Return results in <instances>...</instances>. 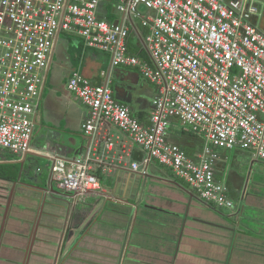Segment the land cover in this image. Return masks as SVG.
Listing matches in <instances>:
<instances>
[{
	"label": "built area",
	"instance_id": "built-area-1",
	"mask_svg": "<svg viewBox=\"0 0 264 264\" xmlns=\"http://www.w3.org/2000/svg\"><path fill=\"white\" fill-rule=\"evenodd\" d=\"M105 2L111 5L0 0V148L29 150L57 42L62 33L74 35L107 53L111 67L137 69L156 89L144 123L107 84L73 71L67 88L89 109L82 132L91 136L104 122L113 125L202 201L234 210L226 186L215 178L216 150L248 151L264 161V32L254 20L257 1L119 0L113 9L120 20L108 18V10L99 14ZM130 38H136L137 54L129 52ZM173 121L204 139L200 152L189 156L168 141ZM91 170L88 155L56 159L50 167L57 187L72 196L100 188ZM132 170H139L137 163Z\"/></svg>",
	"mask_w": 264,
	"mask_h": 264
},
{
	"label": "crops",
	"instance_id": "crops-1",
	"mask_svg": "<svg viewBox=\"0 0 264 264\" xmlns=\"http://www.w3.org/2000/svg\"><path fill=\"white\" fill-rule=\"evenodd\" d=\"M256 1L259 15L254 20L264 32V0ZM107 10L108 18L121 19L106 2L99 14ZM135 30L144 31L139 23ZM130 31L133 37L134 29ZM63 35L76 37H59L29 150L15 154L0 148V264H264V225L254 229L244 215L248 196L250 206L261 212L258 216L264 215V192L256 189L264 190V177L254 188L249 172L241 170L244 163L263 174L264 166L255 167L264 161L248 151L216 150L215 178L235 204L229 211L202 201L170 168L150 159L113 125L104 122L93 135H85L82 124L89 109L67 88L73 71L93 84H107L144 123L156 89L137 69L110 65L107 71L103 67L96 74L94 68L92 73L93 56L87 57L83 42L66 44ZM131 40L136 48L131 53L137 54L136 38ZM172 126L169 142L189 156L203 149L175 143L177 138L169 134ZM37 128V138L45 139L43 147H31ZM232 152L236 160L229 164L227 154ZM28 155L47 159L35 157L32 162ZM79 155L91 159L100 188L72 196L57 187L50 167L56 159Z\"/></svg>",
	"mask_w": 264,
	"mask_h": 264
},
{
	"label": "rangeland",
	"instance_id": "rangeland-1",
	"mask_svg": "<svg viewBox=\"0 0 264 264\" xmlns=\"http://www.w3.org/2000/svg\"><path fill=\"white\" fill-rule=\"evenodd\" d=\"M110 8L112 9L113 7H115V5L119 4V0H110ZM138 12L144 14L146 12V10L143 8V6H139L138 7ZM63 39H65L66 44H67V40L69 41L70 44L75 45L76 43H78L79 41H82L80 38H76V37H69V36H62ZM69 38V39H68ZM87 48V47H86ZM87 52H85L87 54V57L93 56V62L91 64H93L92 67V73L94 72V68H97V70L95 71L96 74L100 73L99 71L104 67V71H107L109 66H110V58L109 55L105 52H102L100 50L97 49H93V48H87L86 50ZM89 55V56H88ZM91 72V69H90ZM118 89L117 87H115V92H117ZM37 130L38 128L35 130V134L33 137V141L31 142V147H43L45 146V139H38L37 138ZM170 136L175 137L177 139H175V143L182 145V147L184 149H188L191 145L193 147L197 146L199 147L200 145L204 146V139H202L201 137H195L190 128L189 127H183L179 124H174L172 126V130L169 133ZM65 137V136H64ZM38 139V140H37ZM179 141V142H178ZM30 157V160L33 161L36 158L33 157L32 155H28ZM5 157L11 158L13 157L12 154H7ZM227 158H229V164L230 162H235L236 160V153L232 152L227 154ZM262 164L256 165L255 168H261ZM253 169V168H252ZM2 170V169H1ZM242 173L246 174L248 173V180L250 182H253V187L256 185L255 183L259 182L260 180H263L264 177V173H259L260 170L256 169V171H254L255 169H253L252 171L249 169V166L247 167V164L243 163L242 166ZM249 170V171H248ZM252 183H250L251 185ZM256 188V187H254ZM258 190H260L261 192H264L263 187H261V189H259L258 187L256 188ZM253 189V190H256ZM234 197V196H233ZM235 199V197H234ZM252 198H250L249 196L247 197V206L245 208V212L244 215L245 217H248V224L254 228V229H259L261 226L263 227L264 225V215L261 214V216L259 217L258 214H260L261 212H259L257 210V208L255 206H250V201L253 202L251 200ZM236 201V200H234ZM247 214V215H246ZM255 217V218H253ZM246 218L243 219V221H245Z\"/></svg>",
	"mask_w": 264,
	"mask_h": 264
},
{
	"label": "trees",
	"instance_id": "trees-1",
	"mask_svg": "<svg viewBox=\"0 0 264 264\" xmlns=\"http://www.w3.org/2000/svg\"><path fill=\"white\" fill-rule=\"evenodd\" d=\"M130 44H129V52L131 53V52H134L135 51V49H134V44H132V40H131V38H130ZM131 54H133V53H131Z\"/></svg>",
	"mask_w": 264,
	"mask_h": 264
},
{
	"label": "water",
	"instance_id": "water-1",
	"mask_svg": "<svg viewBox=\"0 0 264 264\" xmlns=\"http://www.w3.org/2000/svg\"><path fill=\"white\" fill-rule=\"evenodd\" d=\"M34 124H35V125L37 124L36 121H34ZM32 156H34V157H38V158H45V159H47L46 157H42V156H38V155H32ZM32 162H34V160H33Z\"/></svg>",
	"mask_w": 264,
	"mask_h": 264
}]
</instances>
